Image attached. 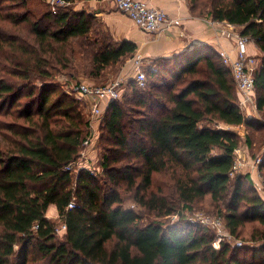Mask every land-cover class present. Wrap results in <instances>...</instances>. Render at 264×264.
<instances>
[{
	"label": "trees",
	"instance_id": "obj_1",
	"mask_svg": "<svg viewBox=\"0 0 264 264\" xmlns=\"http://www.w3.org/2000/svg\"><path fill=\"white\" fill-rule=\"evenodd\" d=\"M64 1L53 11L48 0L42 9L0 0V264H264V197L248 175H231L240 144L232 128H264V56L254 71L263 119L244 113L218 52L191 46L155 58L145 87L133 77L130 92L109 101L96 171L68 170L86 149L89 119L55 77H102L137 44L115 41L100 18L73 7L82 0ZM188 2L264 52V0ZM258 169L264 176V151ZM121 188L153 217L125 206ZM206 198L231 236L244 238L252 223L244 240L254 243L216 248L211 229L184 213ZM50 204L64 229L46 216ZM177 212L178 221L163 220Z\"/></svg>",
	"mask_w": 264,
	"mask_h": 264
},
{
	"label": "built area",
	"instance_id": "obj_2",
	"mask_svg": "<svg viewBox=\"0 0 264 264\" xmlns=\"http://www.w3.org/2000/svg\"><path fill=\"white\" fill-rule=\"evenodd\" d=\"M116 7L131 18L134 23L146 33L151 34H161L167 29H172L174 25L178 23L170 18L169 14L162 8L155 7L150 5L145 0H113ZM52 5L53 11L56 10L58 5L65 4L64 0H48ZM220 32L226 37L232 38L235 40V56L224 49H220L218 54L223 59L224 63L229 65L232 70V74L236 81V86L238 91L241 94V103L247 104L252 101V92L256 88V82L254 77V71L256 67V58L252 55L248 46L249 43L254 41L248 35L241 34L237 29L236 25L228 22H224L221 25ZM133 66L135 69V81L138 87H145L147 84V74L145 66H143V58L140 55H137L133 59ZM122 80L114 81L106 85H96L91 84L87 81H81L77 85L78 92L85 97L88 101L91 117L89 118V128L88 134L83 142L85 148L88 147L96 138V123H98V118L103 114L104 108L107 106L109 101L114 99H120L122 95L121 89ZM239 148V147H238ZM85 149L82 151V156L79 160L71 162L66 166L68 170H77L81 167H86L92 171H96L94 167L84 161ZM261 160L260 157H257L255 163H259ZM248 164L247 157L239 154L238 149L235 150V160L231 170V175L233 176L240 169L245 167ZM254 184L259 188H264V179L253 178ZM70 208L75 206L74 201H71L68 205ZM199 221L204 225L212 227L217 231V237L213 245L218 248L223 238L227 235H230L229 232L225 229L224 223L221 217H211L209 215H199ZM61 228L64 229L65 225L60 221ZM224 230V231H223ZM231 236V235H230ZM218 238V239H217ZM218 243V245H216ZM237 245H241V241H237Z\"/></svg>",
	"mask_w": 264,
	"mask_h": 264
},
{
	"label": "crops",
	"instance_id": "obj_3",
	"mask_svg": "<svg viewBox=\"0 0 264 264\" xmlns=\"http://www.w3.org/2000/svg\"><path fill=\"white\" fill-rule=\"evenodd\" d=\"M150 5L164 9L178 24L172 29H167L161 34L146 33L140 29L134 21L121 12L113 0H82L86 2L88 9L95 16L100 18L115 41L128 40L137 44L135 53L127 57L119 69L118 76L126 77L129 81L135 76L133 59L140 55L143 61L148 62L145 66L146 72L151 71L152 62L159 56L171 55L194 45L207 44L210 48L218 52L220 49L229 51L235 56V40L226 37L220 32L221 25L225 21H214L193 14L190 10L188 0H145ZM238 28V26H236ZM254 43V42H253ZM249 43L248 50L251 54L256 53L259 47L256 42ZM151 61V62H150ZM150 62V63H149ZM133 73V74H132ZM131 74V75H130ZM106 108V107H105ZM104 108V110H105ZM96 123L97 136L95 140L86 147L84 160L92 164L97 157L95 144L99 137L100 126ZM99 126V127H98ZM56 204H50L46 216L57 221L59 212L52 217L48 215L49 209Z\"/></svg>",
	"mask_w": 264,
	"mask_h": 264
},
{
	"label": "rangeland",
	"instance_id": "obj_4",
	"mask_svg": "<svg viewBox=\"0 0 264 264\" xmlns=\"http://www.w3.org/2000/svg\"><path fill=\"white\" fill-rule=\"evenodd\" d=\"M7 3H9V2H7ZM30 3H31V5H32V7L34 9H42V8L46 7V4L43 2V0H31ZM73 7L75 9H81V8L88 9V6L86 5V2L84 3L82 1H77L74 4ZM1 13H3V12H1ZM3 15H4V13H3ZM0 23H5V25H7V22L3 21L1 18H0ZM236 29L239 32L241 30V28H239V27L236 28ZM253 42L254 41H252L251 43H253ZM254 43H253V45H254ZM252 55H254L255 58H256V61H257L256 62V67L259 66L261 61H262V57L264 56V52L261 51L260 48H259L257 50V52L253 53ZM147 63L148 62L144 61L143 66H146ZM119 65L120 64H118V66L115 65V66L107 68L105 73L102 75V77H99V78L89 77L88 75H85V74L82 73V71H80V73L78 75H76V77H73V78L70 77L67 74H58L55 77V82L60 85V88L62 89V91L65 92L69 98L73 99L76 102L75 105H77L78 109H80V111L83 112V114L85 115L86 119H89L91 117V110H90L89 103L85 99V97H83L78 92L77 85L81 81H87V82H90L91 84H96V85H106V84H109V83H113L114 81H117V79L119 78V81L122 80V84L120 86L121 89H122V95L124 93L130 92V88L128 86V80L126 79V77L123 78L121 76L120 77L118 76L119 75L118 74L119 69H121L119 67ZM256 67H255V69H256ZM76 82H79V83L76 84ZM240 96H241V94H240ZM256 96H257V89L255 88V90L252 92V96H251L252 97V101L248 102L247 104H242L241 103L242 110L248 116H253L256 119H263L262 113L260 111H258V109L256 107ZM23 101H24V99H23ZM103 115L104 114H102L98 118V121H99L98 125L99 126H100V121H102ZM4 118L5 119H10V117H4ZM232 129L235 130L240 136V144H239V148H237L238 151H239V154L242 155V156L246 155L247 162H248V164L245 167L240 169L234 175L246 174L250 178H252V180H253V178L254 179L257 178L258 176L260 178L264 179V176L262 175V173L258 169L259 163H256V165H253L255 163L257 157L261 158L262 153L264 151V128L262 126H259V127L256 126V127L252 128V127H248L246 125H241V126H238V127H234ZM100 133H101V131L99 132V137H100ZM99 137H98V139L96 141L95 149H94L95 152H97V153H98V150L100 149ZM247 137L249 139L248 141L246 140ZM83 146H84V144H83ZM84 148H85V146H84ZM97 157H96V159L94 161H92V164H91L92 168H93V166H97L98 165ZM98 173H100V172H98ZM120 191L122 192V194L124 196V199H125V204L124 205L125 206H135V208L137 210H141L142 213L144 214V217H145L144 219L145 220L149 216L153 217L152 213H149L148 211H145L143 208L138 207L134 203V201L130 197V195H132L131 191H126L123 188H121ZM257 191L264 197V188L260 189V190H257ZM46 213H47V211H46ZM184 213L186 214V218L187 219H189L191 221H194V222H196L198 224H201V225H204V224L199 221V215L203 214V215H209L211 217H217V218H219L220 216L223 217V212L220 211V208H216L215 205H213L212 202L209 200V198H206V199H203V200H198L197 202L194 203L193 210H189L188 209ZM179 217H180V214L177 212V213L165 216L163 218V220L168 221L170 223H173L175 221H178ZM57 222L58 223L60 222L59 218L57 219ZM223 223H225V222H223ZM225 225L226 224H224V226ZM204 226L206 228L211 229L210 231H212L215 234V236L217 237L216 229H214L212 227H209L207 225H204ZM252 227H253L252 223L246 225V227L244 228V232H243V235H244L243 237L244 238L227 235L225 237H221V238H223V240L221 242L230 241V243L233 244V243H237V241H241V244H243V245H247V243L253 244L254 242H252V241L244 240V239H247V237L249 236ZM226 228L227 227H225V229ZM227 232H228V230H227ZM259 243H264V242L263 241H259ZM259 243H258V245H259ZM216 245H218V243ZM242 254H244L249 259H251L253 257L251 251L242 252Z\"/></svg>",
	"mask_w": 264,
	"mask_h": 264
},
{
	"label": "water",
	"instance_id": "obj_5",
	"mask_svg": "<svg viewBox=\"0 0 264 264\" xmlns=\"http://www.w3.org/2000/svg\"><path fill=\"white\" fill-rule=\"evenodd\" d=\"M198 45V44H197ZM195 46V45H194Z\"/></svg>",
	"mask_w": 264,
	"mask_h": 264
}]
</instances>
